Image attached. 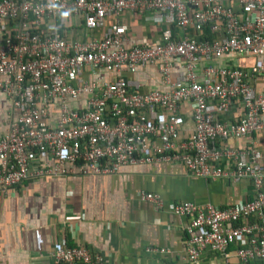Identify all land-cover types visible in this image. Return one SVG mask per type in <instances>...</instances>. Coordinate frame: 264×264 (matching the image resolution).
I'll return each mask as SVG.
<instances>
[{
    "label": "built area",
    "instance_id": "built-area-1",
    "mask_svg": "<svg viewBox=\"0 0 264 264\" xmlns=\"http://www.w3.org/2000/svg\"><path fill=\"white\" fill-rule=\"evenodd\" d=\"M125 12L161 22V42L127 47L129 27L119 20ZM98 30H104L101 39L84 38ZM205 32L217 38L202 40ZM239 56L261 61L245 69L217 64ZM262 59L264 0H0V96L9 107L0 192L45 174L100 176L155 163H181L207 181L249 180L254 196L244 205L184 202L170 212L191 218L188 262L204 250L227 259L230 247L245 239L248 248L236 253L241 262L264 263V166L252 139L264 133V91L253 85L264 81ZM148 67H156L165 91L140 92L122 76ZM107 74H116L114 80ZM236 101L243 120H223ZM186 105L194 127L181 139ZM240 139L248 140L247 149L223 147ZM137 198L164 208L158 194ZM52 258L54 264H104L86 247L55 245Z\"/></svg>",
    "mask_w": 264,
    "mask_h": 264
},
{
    "label": "crops",
    "instance_id": "crops-1",
    "mask_svg": "<svg viewBox=\"0 0 264 264\" xmlns=\"http://www.w3.org/2000/svg\"><path fill=\"white\" fill-rule=\"evenodd\" d=\"M119 20L129 27L127 47H154L161 42L164 25L151 14L125 12ZM112 22L113 19L107 20V24ZM103 33L104 30H98L83 34L88 36L85 39L93 40L101 39ZM207 35L205 32L202 37ZM258 61L261 59L239 56L217 64L245 69ZM115 75L107 74V79L112 81ZM122 76L138 83L140 92L165 91L156 67L140 69L133 75L124 70ZM86 78L92 79L87 71ZM253 85L258 92L264 91L263 80L258 79ZM190 108H183L185 127L181 139L187 138L194 127ZM8 110V102L0 96V139L7 127ZM243 117V108L236 101L222 119L239 123ZM261 119L264 122V114ZM252 139L264 166V133H255ZM223 147L245 150L249 145L247 139H240ZM43 163L34 164L32 171ZM229 167L232 168L230 164ZM139 192L160 195L164 208L159 210L140 202ZM253 196L249 180L207 181L188 173L181 163L140 164L100 176L45 174L42 178H30L13 190L0 192V264H54L55 245L86 247L99 254L104 264H263L257 259L241 262L236 253L248 248L245 239L230 247L227 259L204 250L196 262H188L187 227L191 218L170 212L171 206L184 202L228 209L250 202ZM252 221L253 218L248 219L247 223ZM150 248L165 252L148 253Z\"/></svg>",
    "mask_w": 264,
    "mask_h": 264
},
{
    "label": "trees",
    "instance_id": "trees-1",
    "mask_svg": "<svg viewBox=\"0 0 264 264\" xmlns=\"http://www.w3.org/2000/svg\"><path fill=\"white\" fill-rule=\"evenodd\" d=\"M211 38H212V39H211ZM202 39H203V40H213L214 38L212 37V35H210V34L208 33V35L202 37ZM224 66H225V65H224ZM225 67H227V65H226ZM233 68H236V67H233ZM263 264H264V263H263Z\"/></svg>",
    "mask_w": 264,
    "mask_h": 264
}]
</instances>
